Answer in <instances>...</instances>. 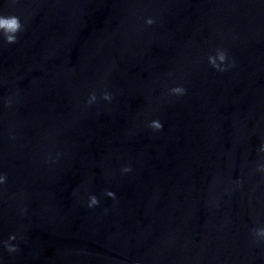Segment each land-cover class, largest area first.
<instances>
[{"label":"water","instance_id":"obj_1","mask_svg":"<svg viewBox=\"0 0 264 264\" xmlns=\"http://www.w3.org/2000/svg\"><path fill=\"white\" fill-rule=\"evenodd\" d=\"M0 16L23 25L0 31V264H264V0Z\"/></svg>","mask_w":264,"mask_h":264},{"label":"clouds","instance_id":"obj_2","mask_svg":"<svg viewBox=\"0 0 264 264\" xmlns=\"http://www.w3.org/2000/svg\"><path fill=\"white\" fill-rule=\"evenodd\" d=\"M147 23L149 25L153 24L154 21L152 19H148ZM23 30V25L19 19V17L16 16H9V17H5V16H0V31L3 32L4 34V38L6 40V43L8 44H14L18 41V33L21 32ZM209 63L216 68L219 71H226V68H222L221 64H223L224 62H226L228 60V54L226 51L224 50H218L217 54L215 56H210L209 58ZM219 61V63H218ZM171 92L175 95H184L186 93V89L183 87H175L173 89H171ZM96 97L95 94L92 95L91 97V101H95ZM104 99L105 100H111L112 96L109 93H105L104 95ZM149 127H151L152 129L156 130V131H162L163 130V123L160 120H154L151 121ZM131 167H125L123 169L124 172H131ZM7 177L5 176H0V183H6ZM108 196L115 198V193L112 191H108L106 193ZM99 200L98 198L93 195L90 197V204L89 206H96L98 205ZM261 236H264V229H261L258 233ZM10 239L15 240L16 237L13 235L10 237ZM8 251L10 252H15L18 251V249L10 244H6Z\"/></svg>","mask_w":264,"mask_h":264}]
</instances>
